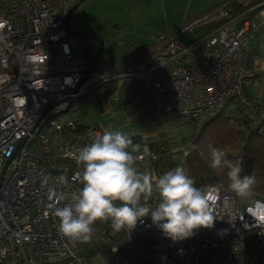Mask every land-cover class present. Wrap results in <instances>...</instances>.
Segmentation results:
<instances>
[{"label":"built area","instance_id":"built-area-1","mask_svg":"<svg viewBox=\"0 0 264 264\" xmlns=\"http://www.w3.org/2000/svg\"><path fill=\"white\" fill-rule=\"evenodd\" d=\"M78 2L0 0V264H86V250L97 244L115 259L137 264H263L264 216L256 222L249 200L214 185L199 187L208 194L214 226L178 243L165 238L150 217L130 234L97 221L87 242L60 235L53 206L68 203L82 187L81 167L70 153L104 132L81 119L60 118L71 105L128 79L144 87L158 110L187 121L215 116L233 101L248 106L244 86L256 77L251 41L261 25L245 17L254 7L230 16L221 6L159 35L141 56L87 73L90 61L82 49L98 50V44L65 29ZM210 25L204 35L184 42L196 27ZM161 150L142 144L133 155L137 170L151 173L153 183L160 176ZM49 189L69 199H50ZM252 199L264 200L255 194ZM158 202L155 190L141 199L152 209Z\"/></svg>","mask_w":264,"mask_h":264},{"label":"clouds","instance_id":"clouds-1","mask_svg":"<svg viewBox=\"0 0 264 264\" xmlns=\"http://www.w3.org/2000/svg\"><path fill=\"white\" fill-rule=\"evenodd\" d=\"M130 146L132 151L139 148L127 134L105 129L90 144L70 153L81 167L77 175L82 187L70 199L49 189L50 199L57 202L69 199L63 206L58 203L53 206L52 215L63 238L73 243L87 242L97 221H110L113 232L124 230L130 234L145 217H150L173 243L190 239L201 228L214 226L217 218L208 194L195 186L184 167L164 172L153 183L151 173L137 170ZM209 148L210 167L227 170L228 188L237 197L250 201L249 214L257 222L264 216V200L252 199L256 177L241 175V161L226 158V153L217 147L209 145ZM59 180L66 182L63 176ZM154 190L159 194V202L152 209L142 204L141 199L147 200Z\"/></svg>","mask_w":264,"mask_h":264},{"label":"rangeland","instance_id":"rangeland-1","mask_svg":"<svg viewBox=\"0 0 264 264\" xmlns=\"http://www.w3.org/2000/svg\"><path fill=\"white\" fill-rule=\"evenodd\" d=\"M230 0H161V5L153 1V8L148 15H141V11L136 8L144 6V2L140 0H84L72 13L68 26L70 30L88 31L100 37L103 40V50L99 61L96 64L95 70H106L114 66H120L132 60L136 53L131 51L133 46H146L148 42V33H155L156 30H161V36L173 33L181 28L194 18L199 17L215 8L224 6V2ZM141 3V4H140ZM152 3V2H151ZM139 4V6H138ZM161 7V9H160ZM145 10V7H144ZM161 13V19L158 15ZM155 32H151V31ZM208 28L199 26L195 31L184 38L185 43L192 42L196 37L202 36L207 32ZM135 38V41L132 40ZM145 38V39H144ZM84 56L88 60H92L97 53V50L90 47L82 49ZM122 81L114 84L117 88L109 100L113 96L120 97L119 92ZM95 100L94 95L87 96L81 102L76 103L70 109V113L62 115L60 118L67 119H83L90 123L94 120H103L107 117V112L101 113L98 107L92 105ZM239 106L237 102H232L227 107V113L235 111ZM127 107V106H126ZM132 110L131 107H127ZM126 108V110H128ZM135 114V112L133 111ZM123 119V115H119ZM193 121H182V124L175 126L174 124L161 123L155 124L149 122L146 125L141 124L135 119L131 126L136 131L141 133H125L131 138H137L134 145H139L138 150L132 151L130 146L129 151L132 155L140 152L142 144H152L156 142H170L173 153L174 167L182 166L185 168V156L192 150V145L188 138L192 132ZM194 124V123H193ZM148 241L156 242L157 238L148 236ZM91 264H106L101 255H96L91 261Z\"/></svg>","mask_w":264,"mask_h":264},{"label":"trees","instance_id":"trees-1","mask_svg":"<svg viewBox=\"0 0 264 264\" xmlns=\"http://www.w3.org/2000/svg\"><path fill=\"white\" fill-rule=\"evenodd\" d=\"M260 3H264V0H233L224 7L228 10L230 16H236ZM79 4L78 2L75 8ZM257 10L258 8H254L245 17L251 19ZM206 27L210 29L212 25ZM251 60L252 55L250 56V63ZM114 84L117 83L103 85L81 98L78 102L86 100L87 96L94 95L98 106L102 108L115 91ZM119 92L123 97V104L133 109L136 120L141 124L146 125L149 122H154L159 125L167 123L177 126L185 120L176 113L158 110L154 102L150 100L144 87L133 80L126 79L123 81ZM245 98L248 101V106L237 102L239 106L231 114L226 112L229 106L227 105L224 110L215 116L193 121L194 124L190 122L192 132L188 140L192 145V150L185 156L186 172L194 179L195 186L198 188L214 185L221 189L230 190L228 188L230 181L227 177V170L210 167L211 152L209 145H211L223 150L226 153V158L241 161L243 167L241 175L255 176L256 184L253 194L264 198V107L252 102L246 93ZM76 103H73L71 107ZM133 141L137 140L134 139ZM149 145L153 149L162 148L161 158L159 159L160 175L174 168V155L170 142H156ZM96 255H101L106 264H137L131 260L124 262L115 259L106 248L98 244L92 249L86 250V264H91Z\"/></svg>","mask_w":264,"mask_h":264},{"label":"crops","instance_id":"crops-1","mask_svg":"<svg viewBox=\"0 0 264 264\" xmlns=\"http://www.w3.org/2000/svg\"><path fill=\"white\" fill-rule=\"evenodd\" d=\"M144 1H145V3L143 4L144 6H140V7L136 8L137 13H138V11H141V15H148L151 12V10L153 8V5H152L153 1H156L159 5H161V0H140L141 3ZM231 1H233V0H230L228 2H224L223 5L224 6L227 5ZM138 6H139V4H138ZM144 7H145V10H144ZM227 8H228V6H227ZM254 8H256V9L258 8L256 13L254 14V18L261 24L260 27L258 28V30L255 32L253 40L251 41V48H252V53H251V55H252L251 63L252 64H251V66L254 64V68L253 67H251V68H253V70L255 69L256 77H255V80L253 79L252 82H249L244 86V93H246V95L250 98V100L252 102L260 104L264 107V3L257 4L256 6H254ZM160 9H161V7H160ZM228 9H230V8H228ZM72 13H74V12H72ZM158 17H159V19H161V13L158 15ZM67 28L69 29L68 22H67ZM70 31L81 32V31H77V30H70ZM82 32L92 34L91 32H88V31H82ZM151 32H155V31L153 30ZM159 33H161V30H156L155 33H148L151 36H147L146 38L148 39V41H151V40L154 41L160 35ZM133 41H135V38L132 40V42ZM153 41H152V43H153ZM150 45H151L150 42H148V44L146 46L130 47L131 51L134 50L136 53V56L133 59H135L136 57H139L143 53H145ZM114 67H116V66H114ZM111 68H113V67H111ZM96 71H102V70H96ZM115 88H116V86H115ZM115 90H117V88ZM92 105L98 107V109L100 110L101 113H104V111H106L107 117H105L101 121L100 120H94V121L89 123L90 125H98L103 129V131L105 129H109L112 131H121L123 133H141V131H136L131 126V124L133 123V120L135 119V114L133 113L132 110L128 109L123 104V98L121 101L120 97L113 96L112 99L108 100L106 105L102 108H100V106H98V103L95 99L93 101ZM126 108L128 110H126ZM121 114L123 115V119L119 118V115H121ZM81 120H83V119H81ZM131 137L132 136H130V138ZM134 139L135 138H133L132 140H134ZM135 140H138V139L136 138ZM135 166L137 167V169H139L137 164H135ZM185 167H186V165H185ZM260 260L264 264V250L261 254Z\"/></svg>","mask_w":264,"mask_h":264},{"label":"water","instance_id":"water-1","mask_svg":"<svg viewBox=\"0 0 264 264\" xmlns=\"http://www.w3.org/2000/svg\"><path fill=\"white\" fill-rule=\"evenodd\" d=\"M82 1H84V0H80L79 3H81ZM72 12H73V10L70 12V14L68 15V17H67V19L65 21V29H66V31L69 34H71L74 37H76V38L87 39V40H90V41H94V42H96L98 44L97 53L94 56V58L90 61L89 66L87 67V73H91V72L95 71V67H96L97 62L99 61L100 56H101L104 43H103V40L100 37L96 36V35H93V34H90V33L71 32V31H69L68 28H67V22H68V20H69V18L71 16ZM54 105H52V107ZM7 164L5 165V167H4L3 171H2V175H3L4 171H5V168H6Z\"/></svg>","mask_w":264,"mask_h":264}]
</instances>
